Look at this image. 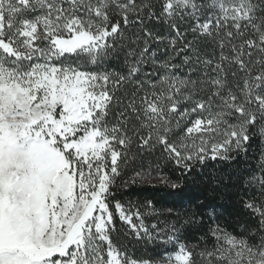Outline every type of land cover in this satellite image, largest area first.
Wrapping results in <instances>:
<instances>
[{
	"label": "snow or ice",
	"instance_id": "6c2138e0",
	"mask_svg": "<svg viewBox=\"0 0 264 264\" xmlns=\"http://www.w3.org/2000/svg\"><path fill=\"white\" fill-rule=\"evenodd\" d=\"M217 163L232 225L116 199ZM0 264H264V0H0Z\"/></svg>",
	"mask_w": 264,
	"mask_h": 264
},
{
	"label": "trees",
	"instance_id": "16d2710c",
	"mask_svg": "<svg viewBox=\"0 0 264 264\" xmlns=\"http://www.w3.org/2000/svg\"><path fill=\"white\" fill-rule=\"evenodd\" d=\"M157 28L159 30V26ZM153 47L155 48L157 45L154 44ZM159 47L163 48L162 45ZM161 54L158 53V55ZM212 163L209 162L210 165ZM250 163L254 165V162L250 161ZM161 171L172 179L176 178V174L168 167L161 169ZM246 171L247 169L243 165L236 167L217 163L214 168H207L203 173V177L198 178L196 182L185 180L184 187L175 192L164 187L161 181L150 179L127 190H118L116 199H119L126 206L131 203L133 208L139 207L141 212L144 211L142 204L146 201H152L161 210L171 208L174 214L197 212L203 216L205 224L209 221V208L211 207L217 210L221 222L232 225L235 222L237 202L240 196L246 192L238 177ZM156 174V170L153 169V176ZM211 175H222L225 178L224 184L215 191L211 189V180L205 179ZM166 215L168 214L165 213ZM145 223L163 225L164 217H149L145 220ZM118 227L127 229L128 226L118 222ZM137 254H139L138 251Z\"/></svg>",
	"mask_w": 264,
	"mask_h": 264
}]
</instances>
